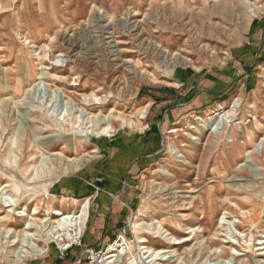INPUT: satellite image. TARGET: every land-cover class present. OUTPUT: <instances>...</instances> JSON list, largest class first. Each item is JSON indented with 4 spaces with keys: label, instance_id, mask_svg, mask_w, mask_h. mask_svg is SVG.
<instances>
[{
    "label": "rangeland",
    "instance_id": "1",
    "mask_svg": "<svg viewBox=\"0 0 264 264\" xmlns=\"http://www.w3.org/2000/svg\"><path fill=\"white\" fill-rule=\"evenodd\" d=\"M250 1L0 0V87H10L0 96V192L10 184L0 197L17 202L7 224L11 207L0 204V241L3 225L25 227L20 211L37 208L40 224L90 201L78 238L38 242L44 252L17 264L52 249L74 264H102L124 239V264L132 254L135 264H264V0L256 17ZM219 111L221 132L200 134ZM87 116L106 118L110 135H76L93 129ZM172 143L191 164L170 155ZM83 155L81 169L60 173L58 162ZM133 217L190 240L136 231ZM94 222L98 234L86 242ZM12 240L0 243V264L28 250ZM140 244L174 256L153 263Z\"/></svg>",
    "mask_w": 264,
    "mask_h": 264
},
{
    "label": "bare ground",
    "instance_id": "2",
    "mask_svg": "<svg viewBox=\"0 0 264 264\" xmlns=\"http://www.w3.org/2000/svg\"><path fill=\"white\" fill-rule=\"evenodd\" d=\"M262 6H263V4L261 2H259L258 0L250 1V7H251L250 12L251 13L249 15L254 16V17L258 16L260 11L262 10ZM24 59L26 61L32 60V58L29 57V55H27V54H25ZM27 68H28V66H27ZM36 70L37 69H34L35 72H37ZM41 75L42 76L46 75V72L43 71L41 73ZM6 83H7V85L3 86L4 89L0 87V96L3 95L2 94L3 91H8L10 89V87L8 85L9 82L7 81ZM39 84L40 83H35L32 87H30L26 90L25 94H27L29 90L30 91L33 90ZM12 87L14 88L15 86L12 85ZM15 96H18V94L15 93L14 95L11 96V98H14ZM95 98H97V97H95ZM22 100H25V96ZM3 101H4V99H3ZM15 104L17 105L18 108H21L20 102L15 101ZM84 104H85V106L89 105L88 102H84ZM85 106L80 107V109H81V112L87 114V111H86L87 108ZM236 106H237V103L234 102L232 109L234 110L236 108ZM146 113H147V110H145L143 112L141 118H144ZM225 118H226V113L224 111H219V112L215 113V116L213 115V116L208 117L207 120H205L204 124L201 125L202 130H200L199 133L201 134L202 131H204V130L206 131L207 129H209L213 133L219 134L221 131H218V127L220 125H222L223 123L225 125V123H226ZM88 119H93V121H91V120L89 121V122H93L92 123L93 129L92 130L81 129L80 132H78L79 134L75 133L76 135L84 136V135H82L83 132H85L87 134V136L89 135L90 132H94V133L98 132V133H101L102 135H105V136L110 135L112 125H110L109 127L108 126L107 127L102 126V124H104L106 122L108 123V121H106L107 120L106 118L102 119V118H99L98 116H87V120ZM97 119H99V120H97ZM83 122H85V121L83 120ZM129 124L132 126H134L135 124L137 125V123H134V122H129ZM219 128H222V127H219ZM177 131H178L177 129L171 130V132H177ZM252 137H253V135H252ZM253 139L254 138L250 139L251 143H253V141H254ZM263 140H264V138L261 139L262 142H263ZM54 141L55 140L50 141V142L53 143ZM66 141H68L69 144H71L70 139H67ZM50 142H49V144H51ZM261 145H262V143H261ZM76 148H78V147H76ZM95 151H96V149L94 150V152ZM168 151H169L170 155L173 158H175L177 161H181L184 164H188V165L191 164V161L188 159V157H186L187 155H184L181 152V150L176 145H174L173 143L169 145ZM248 153H250V152H248ZM57 154H59V153H57ZM85 160H86L85 155L81 156L80 158H66L64 161L58 162L57 165L61 168L60 173H66V172H69L72 170L81 169V167L85 163ZM161 167L158 168V171H162ZM240 167H243V164L239 165V168ZM27 174H28V170H26V172L23 173V178L27 177ZM59 176H60V174L58 175V177ZM38 177H39L38 174H36L35 177L34 178L31 177V179L34 181V180H37ZM27 178H29V177H27ZM50 179L52 180L54 178H50ZM48 184H49V182H45L43 184V186H46ZM7 187H10V184H8V183L5 184V186L3 187V190ZM3 190L1 192H3ZM7 192H8V190H7ZM27 192H29L28 188H27ZM46 192H47V190H46ZM0 204L3 207H11L7 211V214L3 218L1 217V219H2L1 221L4 224H7V223H9V221L11 219L12 212L14 213V210H15L14 206L17 205L16 199L12 195H11V198L1 196L0 197ZM89 205H90V201L88 202V200H85L79 205V208L77 210L72 209V210H69L67 212H62L61 210H59V208L54 209L53 212L47 214L48 217L40 220V224H38V223L36 224L35 223L36 218H33L38 213L37 208H35L33 213H31L32 215H28L24 211H20L19 214L21 216H26L27 218L29 217L26 221L25 227L23 229H20V230H15L13 228H8L7 225H3L4 226V228H3V241H0V243L2 245L3 244L6 245V244L10 243V238H13V240H12L13 243L11 244V246L17 245L18 243H21L22 246H24V245L29 246L28 250H26V251H24L23 249H21L20 251H17L18 254L21 253V254L17 255L18 259H17V261H15L13 263V264H17V262L23 260V259H21V257L26 258V257H30L32 255L35 256V254H41L42 252H44V248L41 247L38 242L43 241V243H45V246H46V245H48V242L51 240L52 241L56 240L59 243H61V241L66 242L69 239H72V241H73V240H75V238H78V236L83 231V228L86 224V221H87L88 215H89V207H90ZM72 206H74V205H72ZM52 215L57 216V217L54 218V216H52ZM131 222H132L133 228L136 231L142 230V231L148 233L146 231V229H148L150 231L156 230V232H160L162 235L166 233V235H165L166 238L169 240V242H172L173 244L190 240L188 238V239H185L183 241H177V239L174 236H172L170 233H167V231H164L161 224L158 225L156 223V221L155 222L153 221V224H157V226L155 225L153 227H152L153 224H150L149 222H139L137 220V218L135 220L134 217H133ZM140 226H143V227H140ZM36 229H39L40 232L39 233L32 232V231H36ZM192 232H195L194 228L191 229L190 233H192ZM137 239L139 240L138 242H140V243L147 242V238H145V237L138 236ZM228 242H231V241H228ZM258 244L264 245V240L260 239ZM70 246H71V244H70ZM139 247H141L140 248L141 250L145 249L144 253H149V255L147 257H151L154 260L153 263H156L157 260H160V261L168 260L174 256V255H172V256L168 255L171 253L170 248H159V249L158 248H152V247L147 246V244L146 245L140 244ZM126 248H128L129 251L131 252V245H129V243H127L126 239H124V241L116 242L112 246V249L110 250V252L107 253L104 258H102L101 263L102 264H124L122 256L126 254ZM260 249H264V246H262ZM136 257L137 256L135 254H132V256L129 258V261H127V262L129 264H133L134 261H136V259H138Z\"/></svg>",
    "mask_w": 264,
    "mask_h": 264
},
{
    "label": "crops",
    "instance_id": "3",
    "mask_svg": "<svg viewBox=\"0 0 264 264\" xmlns=\"http://www.w3.org/2000/svg\"><path fill=\"white\" fill-rule=\"evenodd\" d=\"M98 229H99V224L94 222V224L89 228V230L85 234L86 237L85 241L87 242V240L91 235L96 236L98 234ZM96 239H98V237ZM71 259L72 257H70L69 259L59 258L57 251L52 249L45 256L38 258L36 260H32L30 264H74L71 263Z\"/></svg>",
    "mask_w": 264,
    "mask_h": 264
},
{
    "label": "built area",
    "instance_id": "4",
    "mask_svg": "<svg viewBox=\"0 0 264 264\" xmlns=\"http://www.w3.org/2000/svg\"><path fill=\"white\" fill-rule=\"evenodd\" d=\"M127 230H126V228H123L122 229V232L123 233H125ZM120 238V237H119ZM121 238H122V236H121ZM93 254H96V255H98L99 253L98 252H96V251H94V253ZM101 261H98L97 263H100Z\"/></svg>",
    "mask_w": 264,
    "mask_h": 264
}]
</instances>
